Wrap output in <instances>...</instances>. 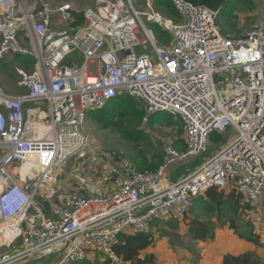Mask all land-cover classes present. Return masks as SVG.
I'll return each instance as SVG.
<instances>
[{"label":"built area","instance_id":"2783aa9c","mask_svg":"<svg viewBox=\"0 0 264 264\" xmlns=\"http://www.w3.org/2000/svg\"><path fill=\"white\" fill-rule=\"evenodd\" d=\"M150 1V11L135 10L132 0H92L77 12L69 3L0 0V60L35 59L30 72L16 67L23 93L0 85V233L9 237L2 246L23 239L22 249L1 255L0 264L56 249L51 264L94 261L96 254L128 264L113 249L120 233L182 218L211 187L234 188L249 203H261L264 214V20L232 38L205 6L172 0L182 15L175 22L153 12ZM143 15L170 40L156 44ZM123 95L144 103V121L155 112L178 119L185 150L167 146L153 171L124 164L108 193L70 191L55 202L52 168L88 154L86 114ZM37 124L47 125L43 133ZM228 130L232 140L186 175L167 179L169 166L192 161L214 132ZM33 155L39 170L23 175ZM43 202L50 203L49 216Z\"/></svg>","mask_w":264,"mask_h":264},{"label":"rangeland","instance_id":"374dc122","mask_svg":"<svg viewBox=\"0 0 264 264\" xmlns=\"http://www.w3.org/2000/svg\"><path fill=\"white\" fill-rule=\"evenodd\" d=\"M47 1L53 6L61 3H69L77 12H81L83 9L92 5V0ZM147 1L150 0H132L134 9L138 11H150L146 6ZM252 1L256 5L254 10L244 7L241 2H238L237 8L235 4H230L228 8L224 7L221 10L219 26L223 33L233 30L235 26L238 32L237 35H241L249 30L255 20H264V0ZM150 3L152 11L160 14L166 20L175 22L181 20L182 15L175 8V10L169 13V10H172L173 7L172 0H151ZM234 13L237 15L236 18L232 16ZM142 20L145 26L154 34L156 44H160V36L166 37L170 34L161 25L146 21L144 15L142 16ZM148 48V52H150L151 47L149 44ZM18 58L20 59V57ZM16 67L28 72L31 71L29 65L25 63L21 64L14 55H9L0 60V85L4 91L12 95H18L25 91V87L19 85L20 77L17 75ZM92 113V111H89L86 114L83 126L84 133L88 137L89 142V151L86 159L78 163L66 162L52 168V174L56 178L58 187L55 202L59 201V197L66 195L70 191H81L90 194L108 193L111 179L119 172L124 164H128L133 169L139 171L135 165V161H140L143 157L147 160H154L155 153H162L165 160V148L167 146H173L176 138H182L177 132L179 127L182 126L181 123L167 112L147 114L146 120H143L141 126L138 128L142 134L137 139L130 141L124 140L117 130L98 125L92 118ZM234 136L235 133L230 130L224 135L219 132H214L207 141L206 151L197 155L192 161L190 160L186 164L181 163L169 166L166 170L167 179L169 181H176L179 177L186 175L193 169V165H199L203 160L232 140ZM231 190V187L225 189L227 192ZM249 205L250 208L240 211L239 217L254 224V231L259 234V240L262 243L260 247H254L249 243L246 245V242L238 238L237 234L233 232V229L227 228V224L225 226L219 225L216 222V218L212 216L210 217L216 224L214 240L207 242L194 240L187 231L188 218L201 220L209 218V214L203 209V204L197 203L182 218L157 221L151 227L150 231L155 235H158L162 231L163 237L158 236L159 238H157L154 245L143 250L140 256L144 254L154 255L155 264H218L222 255L252 251L260 259L261 263H263L264 214L262 204L249 203ZM46 214L50 215V209L46 210ZM2 222L0 221V230L5 225ZM237 225L240 226V220H237ZM8 242L9 237L0 233V256L3 254H12L16 249H22V238H19L12 245L2 246L7 245ZM58 255L59 250L56 249V252L50 256H44L34 261L29 259L26 264H40L45 261L53 262L58 259ZM28 257L30 258V256L21 258L26 259ZM99 258L100 256L94 260L95 264H104V260H100ZM107 264L112 263L108 261Z\"/></svg>","mask_w":264,"mask_h":264},{"label":"trees","instance_id":"16d2710c","mask_svg":"<svg viewBox=\"0 0 264 264\" xmlns=\"http://www.w3.org/2000/svg\"><path fill=\"white\" fill-rule=\"evenodd\" d=\"M238 2H241L244 7L251 10L256 8V5L252 0H226L225 4L216 14V22L218 25L221 10L224 7L228 8L230 4H235L237 8ZM174 8L173 4L172 10L170 9L169 13L175 10ZM77 15L81 17V13H77ZM232 16L233 18L237 17L235 13ZM223 34L232 38L238 36L235 26L233 30L225 31ZM169 40L170 34L166 37L160 36V44H163V41L166 42ZM14 56L21 64L25 63L31 66L35 62V59L31 56H23L19 54ZM18 57H20V59ZM142 103L128 95H123L112 99L107 105L100 109L91 110L93 112L91 115L95 122L101 127H110L117 130L120 136L126 141L135 140L142 134V132L138 130L145 115V108ZM177 132L179 136L183 134L182 126L179 127ZM173 146L178 151H184L186 147L183 138H176ZM154 157V160H147L143 157L140 161H135V165L138 167L137 169L141 172L156 170L164 162V156L162 153H155ZM226 192L225 189L219 190L216 187H211L205 191L204 195H199L194 198L190 208L192 209L197 203H202L203 209L209 214V218L203 220L188 218V234L197 241H213L216 224L214 220L211 219L210 216H212L216 218V222L219 225L225 226L227 224V228L233 229V232L237 234L238 238L254 247H260L262 243L259 240V234L254 231V224L239 217V213L242 209L250 208L248 201L237 193L234 188H232L231 191ZM43 206L46 214V210L50 209V203L43 202ZM46 215L49 216V214ZM237 220H240V226L237 225ZM155 223H157V221L154 222L153 225ZM158 236L163 237L162 231H160L158 235H155L150 230L147 232L133 231L120 233L113 245V249L128 264H155L154 255L144 254L143 256H140V254L143 250L153 246L157 238H159ZM98 257L99 255L96 254L95 258L98 259ZM107 262L108 261L104 260V264H107ZM74 264H95V262L90 259H85L83 261L75 262ZM220 264H264V262L261 263L260 259L254 254V252L246 251L238 254H225Z\"/></svg>","mask_w":264,"mask_h":264},{"label":"water","instance_id":"95a60500","mask_svg":"<svg viewBox=\"0 0 264 264\" xmlns=\"http://www.w3.org/2000/svg\"><path fill=\"white\" fill-rule=\"evenodd\" d=\"M185 1L190 2L193 5L205 6L215 13H218L226 2V0H185ZM71 56H73L74 58L78 60L80 54L75 53V54H72Z\"/></svg>","mask_w":264,"mask_h":264},{"label":"bare ground","instance_id":"6f19581e","mask_svg":"<svg viewBox=\"0 0 264 264\" xmlns=\"http://www.w3.org/2000/svg\"><path fill=\"white\" fill-rule=\"evenodd\" d=\"M38 125L39 127H42L40 133H43L47 125L37 124L36 126ZM37 170H39L38 161L36 156L33 155L32 157L29 158V161H27V163L23 164L21 172L23 175L27 172H31V174H36Z\"/></svg>","mask_w":264,"mask_h":264},{"label":"crops","instance_id":"0c3cea01","mask_svg":"<svg viewBox=\"0 0 264 264\" xmlns=\"http://www.w3.org/2000/svg\"><path fill=\"white\" fill-rule=\"evenodd\" d=\"M13 55H16V54H13ZM32 66L33 65H31L30 67H31V69H32ZM182 136V138H183V134L181 135ZM184 139V138H183ZM186 164V163H185ZM195 166H193V168H194ZM246 245H247V242H246ZM246 252V251H245ZM229 254V253H228ZM222 258H223V255L221 256V259L219 260V262H218V264H220L221 263V261H222ZM32 260V261H34L35 259L37 260L38 258H33V257H28V258H21V259H18V260H16L13 264H26V263H28V260ZM40 261H42V260H40ZM52 263V261H49V262H47V261H45V262H43V263H40V264H51Z\"/></svg>","mask_w":264,"mask_h":264}]
</instances>
